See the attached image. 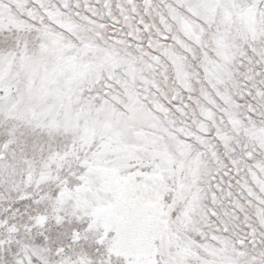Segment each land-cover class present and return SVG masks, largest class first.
<instances>
[{
    "label": "snow or ice",
    "instance_id": "snow-or-ice-1",
    "mask_svg": "<svg viewBox=\"0 0 264 264\" xmlns=\"http://www.w3.org/2000/svg\"><path fill=\"white\" fill-rule=\"evenodd\" d=\"M0 264H264V0H0Z\"/></svg>",
    "mask_w": 264,
    "mask_h": 264
}]
</instances>
